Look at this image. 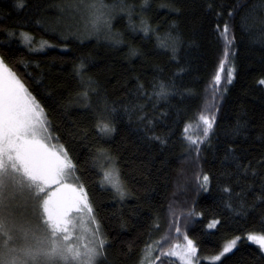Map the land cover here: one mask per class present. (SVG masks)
I'll return each instance as SVG.
<instances>
[{
	"label": "trees",
	"instance_id": "1",
	"mask_svg": "<svg viewBox=\"0 0 264 264\" xmlns=\"http://www.w3.org/2000/svg\"><path fill=\"white\" fill-rule=\"evenodd\" d=\"M75 1L0 0V61L74 166L103 241L96 264H142L170 207L201 259L241 237L217 264H264L245 239L264 234V0H101L127 10L106 37L81 38ZM24 34L52 47L34 52ZM222 63L232 81L216 85ZM201 116L215 123L196 145L186 129ZM105 124L114 131L102 133ZM107 162L123 196L102 183Z\"/></svg>",
	"mask_w": 264,
	"mask_h": 264
},
{
	"label": "snow or ice",
	"instance_id": "2",
	"mask_svg": "<svg viewBox=\"0 0 264 264\" xmlns=\"http://www.w3.org/2000/svg\"><path fill=\"white\" fill-rule=\"evenodd\" d=\"M17 7H23V3H18ZM102 15L101 12L97 16V21L102 18ZM223 32L226 37L227 26ZM0 69H3L2 61H0ZM223 71L222 63L220 72L223 73ZM221 79V75L217 74L215 84L219 85ZM231 81L232 72L229 71L226 82L231 83ZM260 83L264 84V81ZM200 120L205 125L203 131L206 136L214 126L215 117L201 116ZM100 131L110 134L114 129L105 124L100 128ZM41 137L47 138L46 120L43 118L39 104L30 94H27L24 85L13 73L9 72L5 76L3 71H0V264H60V262H64V264H94L96 258L103 254L102 251L95 247L84 246L86 250L82 253L78 247L66 243L70 239L67 235L69 231L67 226L71 223L69 213L81 203L90 213L91 206L87 205L82 190L81 196L75 200L47 192L52 184H62L63 179L70 174V170L74 166L62 148L51 151L43 143ZM187 139L192 144L198 143L191 137H187ZM199 143H203V141L201 140ZM208 180V176L205 175L202 186H206ZM102 183L107 184L123 196L118 171L105 172ZM63 187L68 188L69 186L65 184ZM24 189L29 190L35 200V211L45 225L47 236L41 239L33 234L34 243L29 244L28 232L21 230L24 246L19 249L8 248V241L13 238L9 235V229L5 223V200L8 194ZM71 191L75 192L77 189L73 188ZM216 223L218 222H213L208 227L214 228ZM176 231L179 232L180 229L177 228ZM185 239L187 238L185 237ZM239 239L236 237L226 244L222 254L231 252ZM247 239L264 250V234H249ZM99 248H103V241L99 242ZM5 249H7V253ZM195 252L193 241L187 240L184 254L186 264H192L191 258ZM10 254L11 258H6ZM175 254V252H170L167 255ZM215 259L219 260L220 256Z\"/></svg>",
	"mask_w": 264,
	"mask_h": 264
},
{
	"label": "rangeland",
	"instance_id": "3",
	"mask_svg": "<svg viewBox=\"0 0 264 264\" xmlns=\"http://www.w3.org/2000/svg\"><path fill=\"white\" fill-rule=\"evenodd\" d=\"M116 7L117 5L115 7L107 6L104 2H101V0H76L74 4H72L71 7L68 9V13L73 17V21H74V26H73L74 28L71 27V31L73 29L76 33H78L79 38L86 36L87 37L99 36V35L100 36L103 35L104 37H106V35H109L110 33V24L114 13L116 14L117 12L120 15H123L124 13L122 12L127 10L126 8L127 6L125 7V5H120V7L117 8V11L115 9ZM98 9L100 11H97ZM101 12L103 13L102 18L99 21H97V16H99ZM25 37H27V39H25ZM21 39L23 41V44L34 52H44L48 48L52 47L46 42L32 38L30 35H25V34L21 35ZM0 71H3L5 76H7L9 72H11L8 68L4 66V64H3V69H0ZM217 74H220L222 77L221 83L219 84L221 85L225 78L223 76H225L227 73L224 71L223 73H221L219 71ZM212 88L213 85L211 89ZM26 92L27 94H29L27 90ZM209 92L210 91H208V93ZM208 99L210 103L212 100V96L210 94H208ZM208 108L209 111L210 110L214 111L215 108L214 102H212V104H210V107ZM40 109L43 113V118L46 120V136H47L46 139H44L43 137H41V139H43V143L51 151H57L60 149V147L57 145V143L54 141L53 136L51 135L45 113L43 112L41 107ZM204 127L205 125H203V122L201 120L198 125L196 126L192 125L188 127L186 131L187 137H191L192 139L197 140L198 143L196 145H199L200 144L199 141H201L205 136L203 131ZM107 164L109 167L105 170V172L113 171V170L117 171L116 167H114L112 162L111 163L107 162ZM72 180H74L73 172H71L70 170V174L63 179L62 184H52L51 187L47 189V192L56 193L58 196H63L69 200H75L79 198L83 193L87 205H89L84 190L79 188L74 182H72ZM103 180H104V174H103ZM65 184L68 185L69 187L64 188L63 185ZM120 185L124 193V188L121 181H120ZM105 186L111 188L107 184H105ZM73 188L77 189V191L75 192L71 191V189ZM113 190L115 191V189ZM33 203H35V200L30 195L29 190L27 189H24L22 191H16L14 193H10L7 195V198L5 200V205H6L5 223L7 225V228L9 229V235L13 238L12 240L9 241L10 243L13 241V243L11 245L8 244V248L15 247L19 249L20 247L24 246L25 242L21 238L22 237L21 230L28 232L29 244L34 243V241L32 240L33 234H35L36 237H39L41 239L47 236V230L45 228V225L42 223L40 216H37L35 214V208ZM175 212L176 211L172 212L171 207L168 209L169 223H168L167 233L160 240L153 242L152 245H150L145 250L143 254L142 264H186V261L184 259V254L186 252L187 240H189V238L184 233H182L181 230L179 232L176 231V229L178 228V224H177V220H175V215H174ZM36 216L38 219L37 221L35 220ZM182 216L180 215L178 218L180 219L182 218ZM44 219H46V217H44ZM69 219L71 220V223L67 226L69 229L67 235H69L70 239L66 243L78 247L82 253L86 250L84 246L95 247L100 251L99 242L102 241V239H101L98 223L95 220L92 211L89 213L83 203L78 204L77 207H74L72 211L69 213ZM209 229H213V228H209ZM174 236H179V240L174 241L168 249L164 250L163 249V247L165 246L164 244L169 242L171 238H173ZM185 237L187 239H185ZM239 238L240 239L237 242L236 247L238 246L241 240V237ZM245 239H247V236L245 237ZM229 242H227L226 244H228ZM251 243L254 244L255 246H258L253 242ZM226 244L224 245V247L226 246ZM193 245L195 246L194 243ZM236 247L234 249H236ZM5 252L7 253V249H5ZM170 252H175L176 254L167 255ZM222 252L223 249L217 255L201 259L198 256L197 248H196V252L193 254L191 258L192 264H198L202 260L209 262L211 264H217L225 256L231 253L229 252L227 254H222ZM217 256H220L219 260L215 259ZM6 258L10 259L11 254L8 255ZM97 258L94 261V264H96V262L98 261L99 258L98 259ZM60 264H64V262H60Z\"/></svg>",
	"mask_w": 264,
	"mask_h": 264
}]
</instances>
